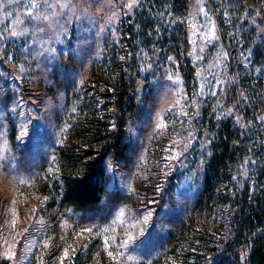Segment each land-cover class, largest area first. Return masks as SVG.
<instances>
[{
    "label": "rangeland",
    "instance_id": "rangeland-1",
    "mask_svg": "<svg viewBox=\"0 0 264 264\" xmlns=\"http://www.w3.org/2000/svg\"><path fill=\"white\" fill-rule=\"evenodd\" d=\"M140 2L0 0V264H185L180 256L193 251L185 242L173 252L172 240L183 236L203 188L202 107L242 124L238 101L227 97L236 86L233 59L264 76L243 41L247 6L191 1L175 24L189 35L195 89H186L177 61L144 51L143 110L127 128L130 148L105 158L96 205L61 203L60 148L86 121L83 106L102 103L99 68ZM222 15L224 32L240 37L235 52Z\"/></svg>",
    "mask_w": 264,
    "mask_h": 264
},
{
    "label": "trees",
    "instance_id": "trees-1",
    "mask_svg": "<svg viewBox=\"0 0 264 264\" xmlns=\"http://www.w3.org/2000/svg\"><path fill=\"white\" fill-rule=\"evenodd\" d=\"M191 1L141 0L122 23L120 45L109 50L99 68L104 83L99 97L102 103L94 100L83 106L86 121L72 128L59 151L64 171L63 207L96 205L105 192V158L125 155L130 148L127 128L140 119L143 110L139 64L144 51H151L158 60L164 54L177 61L186 89H195L189 35L183 25L175 24L184 18ZM225 6L241 12L246 6L251 8L243 41L252 52L255 68H261L264 0H225ZM224 22L222 15L224 37L235 52L240 37L228 36ZM232 69L236 86L227 97L231 103L238 101L243 122L218 117L212 105L202 107L200 129L209 140L203 188L192 216L181 229L183 236L172 240L173 252L178 253L185 242L192 246L193 251L180 256L185 264H264V76L255 75L254 68L247 72L237 59H233ZM103 105L107 114L101 119Z\"/></svg>",
    "mask_w": 264,
    "mask_h": 264
},
{
    "label": "snow or ice",
    "instance_id": "snow-or-ice-1",
    "mask_svg": "<svg viewBox=\"0 0 264 264\" xmlns=\"http://www.w3.org/2000/svg\"><path fill=\"white\" fill-rule=\"evenodd\" d=\"M138 2V0H133V3H137ZM133 3H129L128 5H127V7L129 8V9H131L132 7H133ZM33 7H38V5L37 4H33ZM88 231H90V230H88ZM65 255H67V251L65 250Z\"/></svg>",
    "mask_w": 264,
    "mask_h": 264
}]
</instances>
